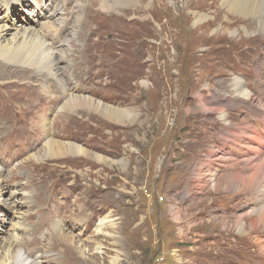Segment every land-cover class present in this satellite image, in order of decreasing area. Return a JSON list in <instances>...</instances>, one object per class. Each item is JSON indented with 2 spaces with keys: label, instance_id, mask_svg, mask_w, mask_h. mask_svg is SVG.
Returning a JSON list of instances; mask_svg holds the SVG:
<instances>
[{
  "label": "rangeland",
  "instance_id": "374dc122",
  "mask_svg": "<svg viewBox=\"0 0 264 264\" xmlns=\"http://www.w3.org/2000/svg\"><path fill=\"white\" fill-rule=\"evenodd\" d=\"M34 1L20 11L24 17L27 13L28 19H31L32 14H29L26 8L30 11L31 9L28 8L32 6L34 7L33 12H41L36 8L37 3ZM73 1L75 4L71 7L72 12L79 3L82 12H85L83 17L86 19V24L90 21L94 22L87 41H85L86 47L82 48L84 43H77L79 37L76 35L74 21L68 28L67 34L62 36L65 41L54 43V45H58V48L63 45L61 48H66L70 43H75L77 53L82 52L76 57L79 65L81 62H86L87 58L96 55L104 63L106 54H104L103 46L106 50L110 47L117 48L123 45V41L125 54H121V59H125L126 64L130 66L144 57L142 49L145 44V28L151 23L152 28L159 29L155 34L156 40L152 39L153 42L150 45L149 60L157 66L151 69L154 71L158 69L166 79L159 80L160 75L153 76L150 72L147 77H152V79H146L145 83L142 82L144 79L136 85L117 80L108 85V90L114 94L112 99L125 103L124 106H117L121 109L133 108L138 115L137 122L134 124L120 125L128 128V131L113 128L114 133L105 130L109 132L106 134L104 130H99L102 127L99 123L102 120L98 119L99 114H92L83 109L82 112H77L83 116V121L80 116L72 115L74 113L61 112L56 116L58 111H53L51 124H55L54 127L57 129L48 130L50 137L62 140L61 136L78 133L84 134L81 139L85 142L98 140L100 149L103 150L99 156H103L107 162L88 160L84 156H68L40 161L33 159L29 161L26 158L20 162L21 160L15 159L23 154L22 148L26 145L25 141L9 150L1 148L0 182L6 186L4 182L6 176L17 165L11 170L10 180L13 185L18 184L14 188L18 192V198L21 199L14 197L7 203L5 199L8 193H0V201L4 202V205L0 206V222H2L0 238H9L12 227L16 225L13 217L14 211L19 213L15 218L26 219L25 223L28 226H33L39 217L32 216L33 220H28L26 214L29 212L38 213L45 218L49 213L47 208L35 201H31L30 206L22 207L26 196H24L25 192L21 193V189L31 191L32 188H24L25 181H22L20 171L26 170L28 176L32 169L37 167L38 176L30 177L31 186L46 188L58 181L59 188L70 189L68 183L73 181H71L70 172H67L73 168L74 177L79 175L83 179L77 177L72 183L79 190L72 191L71 198L66 200L75 198V202L71 203V215L78 213L81 205L82 208H91L93 211L88 213L95 212V216L89 223L87 231H84L88 222L87 218L79 220L74 231H70L71 229L68 231L83 240V243L87 244V249L92 250L95 255L87 261L77 254H75L77 258L75 256L70 258V254L66 255L60 249L58 253L51 251L54 257L63 256L64 264H111V259L115 256L119 257L120 264H264L262 248L264 246V223H256L258 218L252 213L259 206L264 205L263 196L251 193L253 190H260L258 189L260 185H240V187L225 190L227 183L229 184L231 182L229 180L233 178L232 175L242 173V170L239 171L238 168L226 172V176H217L216 181H204V173L195 176L198 172L208 170V155L213 157L218 154L215 151L211 152L212 150H202V144L210 142L212 138L214 139L211 141L212 144L220 147L218 141H222L221 134L224 129H227V125L233 127L232 130L227 129L229 135H238L243 139V128H238L243 120L237 122V117L239 120L241 118L257 120L261 114V120L264 122V30L259 29V20L254 17L244 19V17L232 14L230 5L224 0H149L151 1L150 9L146 11L148 15L144 17L147 21H143L145 11L141 8L139 11L134 8L124 9L120 13H97L95 10L90 20L87 12L88 8L93 9V7L83 0ZM49 4L48 2V6ZM215 6L216 8L213 9ZM126 10H129L127 15ZM210 10V13H205ZM11 11L16 14L14 20L6 19L3 12H0V16L5 19L4 23L13 28L20 23L23 26H34L26 17L23 19L28 21V24L19 19L15 7ZM195 11L204 16L207 15V18L195 24L198 19V16L194 15ZM156 16H161L162 19L159 21L163 26L168 25L167 32L160 29L161 24L157 22ZM131 19L134 20L133 23L130 22ZM187 27H190V32H187ZM218 28L222 30L215 33ZM193 30H195L194 33ZM83 33L87 32L83 31ZM9 38L10 35L6 36L5 40ZM65 43L67 46L64 45ZM147 43L150 44V42ZM208 45L212 48H208L210 54L203 51ZM236 46L238 51L232 54L231 47L235 49ZM241 46H246V48ZM79 47L82 51L78 49ZM188 58H191L188 68L194 70L189 76L184 73ZM149 60L145 59L144 62L149 65ZM62 65L67 66L65 61ZM230 66L245 68L244 83L248 89L244 88L243 82L241 88L232 74L222 77ZM71 75H74L72 71L69 73L65 70L64 78L73 88ZM244 75L241 76L244 77ZM227 77L232 78L233 87L231 81H226ZM85 78L88 76L86 75ZM98 81L103 85L107 84V82ZM47 85H50L49 91L52 89L55 91L54 96L45 94L36 78L28 76L24 78L21 75L0 77V137L14 135V130L21 129L24 124L28 125V132H41L42 119L50 118V115H44V109L53 101L59 103L60 107L63 98L54 83L49 81ZM73 91L91 98L99 95L77 88ZM7 107L10 109L6 110ZM139 115L143 118L139 119ZM103 120L110 124H117L104 118ZM230 122L232 124H229ZM250 124L253 123L244 124L245 131L249 129L250 126L247 125ZM210 125L214 128L212 131ZM262 127L264 128V124ZM42 133L44 134L43 131ZM98 135L103 139L100 140ZM25 136L23 135L22 138ZM85 142L74 143L84 147L91 152V155H98L95 144L84 146ZM41 146L43 144L39 148ZM220 148L228 150L224 143ZM181 150L190 151L192 154L180 157ZM199 150L207 155L205 159L197 158ZM249 156L251 154L241 153V157ZM178 160L181 162L177 163ZM223 160L220 159L221 162ZM253 161L256 165L259 160L255 158ZM261 161V164L264 163V159ZM244 170L249 174L253 172L249 167ZM16 174L20 176V179L15 180ZM11 191L8 189V192ZM260 193L264 194V191ZM245 194L249 197L248 199L242 197ZM226 200H229V207L225 204ZM241 201H245V205H241ZM26 203L28 204V201ZM65 206L69 208V204ZM240 216H242V230L241 227L236 226ZM101 220L108 221L102 230L107 228L109 222L115 223L119 242L112 240L109 235L96 232L97 223ZM64 221L68 227H72L70 218ZM38 229L40 230L36 227L29 231L33 242L40 241L39 233L41 235L43 228L40 231ZM54 229V226H49L44 231L53 233ZM47 236L46 234V238ZM10 239H12L11 236ZM49 241L51 242L52 239L49 238ZM22 242L25 246H20V251H24V256L29 259H34V256L41 253L42 243L40 246H33L31 242L25 243V239ZM97 244L102 246L98 247ZM49 264H55V261Z\"/></svg>",
  "mask_w": 264,
  "mask_h": 264
},
{
  "label": "bare ground",
  "instance_id": "6f19581e",
  "mask_svg": "<svg viewBox=\"0 0 264 264\" xmlns=\"http://www.w3.org/2000/svg\"><path fill=\"white\" fill-rule=\"evenodd\" d=\"M31 1H34V0H0V10L5 9L11 12L10 10L13 7H15L18 12V17L23 19L25 17L20 13V11L22 10L24 6H29L31 4L30 3ZM58 1L62 2L61 8H58V4H59ZM83 1H86L87 3L90 4V6L93 7V9L88 8V12H87V17L90 20H92L91 17L95 13L94 12L95 10L97 11V13L98 12L100 13L119 12L120 13V11L124 9L134 8L135 10L139 11L141 8V10L145 11L143 13V21H147L144 19V17L148 15L146 11L150 9L149 7L151 4V1L149 0L145 2L144 0H83ZM224 1L228 5H230V12L232 14L244 17V19L249 18V17H254V19L259 20V24H260L259 29L264 30V0H224ZM34 2L37 3L36 8L40 9L38 2L36 1ZM72 2L74 1L73 0H49L50 4L48 6V10H50L51 8L53 9L50 15H48V20L45 21L43 23V27L39 29L32 25L30 26L20 25L21 23L16 24V26L13 28V26H9L8 24L4 23L5 19L2 16H0V77H19L21 75L24 78L25 77L27 78V76L29 78H34V79L36 78V81H38L39 86L42 88L43 91H45V94H50L49 96H54L53 92L55 91H53V89L49 91L48 88L50 85L48 86L47 83L49 81L54 83L55 88L56 87L58 88L59 92H61L60 95L63 98L61 99L60 107H59V103H57L56 101H53L52 103L50 102L48 106L46 105L47 107L44 109V112H43L45 116L50 115V113H53V111L56 110L58 111L56 116L61 112H67L70 114L74 113L72 115L80 116L81 120L83 121L84 120L83 116L80 115V113H77V112H82V109H83L92 114H96V115L101 114L104 119L117 123L122 126L125 125V123L134 124L135 122H137V119H138V115L133 111L135 109L133 108L132 109H128V108L121 109L117 105L116 106L105 105L95 100L94 98H91L87 95L73 91V89L77 88L85 92L87 91L89 93H92L94 95L100 94V92L98 91V88L102 86L103 84H101V82L98 81L99 80L98 77L101 74V68L104 63H102L99 60L100 58H98V56L96 55L95 57L87 58L86 62L84 63L81 62L78 65V60L76 57L82 52L77 53V47H75V43L69 42L70 44L68 46L66 45L67 46L66 48H58L56 45H54V43L57 44L59 42L65 41V38L62 39V36L65 34V32H67L68 28L70 27V25H72V22L74 21V26L76 28V35L79 37L77 43H80V42L84 43L82 48L86 47L85 41H87V36L89 35L91 28L94 26V22L90 21L89 24L87 23L88 24L87 26L86 19L83 17V14H85V12H82L83 10L80 7L79 3L76 4L75 9L72 12L71 10ZM28 9L33 10L34 7L31 6ZM26 11L30 13V11L27 10V8H26ZM128 11L129 10L125 11L126 15L129 13ZM64 12L68 15L69 22L66 21V17H64ZM194 15L198 16L197 22H195V24H199L203 22L205 18H207V15L204 16V14L196 13V11ZM133 21H134L133 19L130 20L131 23H133ZM160 29L167 32L168 25L163 26L161 24ZM220 30L222 29L218 28V30H216L215 33H217ZM83 31L87 33L84 34ZM8 35H10V38L5 40L6 36ZM78 49H81V48L79 47ZM81 59H83L82 56H81ZM63 61L66 62L67 66L62 65ZM65 70H68L69 73H71V71H72V74L74 73L73 76L71 75L73 88L71 87V85L68 84V82L64 78ZM86 75L88 76V78H85ZM237 83L240 84L241 81L237 79ZM260 117L262 118V115ZM51 119L52 117L50 118L47 117V118L42 119L41 132L26 131V133L31 137V144L33 148H37L39 145L43 144L41 148L36 150V153H34L33 155H30L26 160L30 161L31 159H33L35 161H40L42 159H59V158H66L68 156L69 157L84 156L88 160L94 159L97 162H102L104 160L103 156L101 157L99 156V154L93 156L91 155V152L86 150L84 147L69 140V137L71 134L68 136H61V139L64 142L60 139L57 140V139H54L53 137H50L48 130L50 128H51L50 131H52V129H57V127H54L55 124L53 125L51 124ZM16 130L17 129L14 130L15 131L14 135H11L8 137H0V143L4 141L15 140L17 137ZM248 130L251 131V133H253L252 135L246 137L248 146L251 144H257L260 147H264V131H261L258 128H255L253 126H250ZM42 131L44 132V134L42 133ZM50 133L53 134L52 132ZM255 150L260 151L257 149ZM261 159H264V152H261L259 154L258 163H256V165H254V167L251 168L252 170L254 169L255 172L247 176L242 175V174L232 175L233 178L232 180H229L231 182L228 181L229 184L227 183L226 190L230 189L231 187L233 188L239 187L238 185L254 186V184H259L261 185V187L259 188L260 191L258 190V196L261 195L264 197V194L260 193L264 191V170H263L264 163L262 164L260 163ZM104 162H107V161L104 160ZM112 163H115V162H112ZM16 166L13 169H15ZM77 170H80V169H77ZM1 171L2 169L0 167V172ZM32 176H38L37 167L33 168L31 173L28 176H26V180L23 186L24 188H32L30 192L38 196L42 204L47 206L49 210L48 216L39 224L38 227L40 228V230H42V228L45 229V228H48L49 226H54L55 228L54 232L46 233L48 236L45 239V242L42 244V251L38 255L34 256L35 257L34 259L33 258L29 259L27 256H24V254L20 251L19 245H20V242L23 241V239L20 238V234L17 233V231H14L13 233L10 234V236L13 238L12 240L10 239V236L9 238H6V237L0 238L2 239V241H0L1 243L0 244V264H49V262L51 261H55L56 264H64L62 261L64 259V258L62 259L63 256L54 257L50 253V251H52V253L53 252L58 253L59 249L61 250V252H63L66 255L70 254V258L74 256L77 258V256L75 255L77 254V255H80L81 258H83L84 260L90 261L91 257H93L95 254L92 252V250L87 249V246H86L87 244L85 245V243H83L84 242L83 240H80L74 233L68 231L70 229H71L70 231H74L76 229L75 225L81 218H83L86 208H82L80 205L78 208V211L79 209L80 211L76 213L75 215L74 214L71 215L72 214L71 203L72 201L75 200V198L69 201H66V200L71 198L72 190L66 187L59 188L58 181H55L53 184L46 186V188L38 187V186L36 187L31 186L30 177ZM18 179H20V176L16 174L15 180H18ZM9 182L11 183L12 180H9ZM15 182L19 183L18 181H15ZM215 187L218 188V185L215 184ZM13 192L14 191L8 192V188L5 185L1 184L0 182V193H3V194L9 193V195H13L14 194ZM6 197L7 198L5 199V201L7 203L10 202L8 194ZM65 204H69V208L66 207ZM3 205H4V202L0 201V206H3ZM252 213L253 215H256L258 218L256 223H264V205L259 206V208H257ZM241 217L242 216H240L239 219L237 220L236 226L238 228L241 227V230H242L243 225H241L242 224ZM67 218H70L72 227H68V225L65 224L64 220ZM107 222H108L107 220H101L100 222H98L97 227L95 229L96 232L102 233L103 235H109L112 240H114L115 242H119L120 238L116 236L117 229L115 227V223L109 222L107 228L102 230V227ZM12 224L14 223L12 222ZM0 225H2V222H0ZM4 233H6V231ZM39 236H40V233H39ZM49 238L52 239L51 242L49 241ZM54 243L55 245H53ZM56 245H58L59 247H57ZM97 246L101 247L102 245L97 244ZM262 248L264 251V246ZM110 263L120 264L119 257L118 256L113 257Z\"/></svg>",
  "mask_w": 264,
  "mask_h": 264
},
{
  "label": "built area",
  "instance_id": "2783aa9c",
  "mask_svg": "<svg viewBox=\"0 0 264 264\" xmlns=\"http://www.w3.org/2000/svg\"><path fill=\"white\" fill-rule=\"evenodd\" d=\"M240 95H241V93H239ZM242 97V96H241ZM231 100V99H230ZM230 100H229V102H230ZM234 99H232V101H233ZM244 124H245V122L244 121H242V123H241V126H238V128H240V129H242V132L244 133L243 134V140H244V142L245 143H243V147L245 148V150L243 151V152H246V153H248V154H250L253 150H255V149H257V150H260V151H263L264 150V147H260L259 145H257V144H251V145H249L248 146V144H247V136H250V135H252L253 133H251V131H249V130H246L245 131V127H244ZM247 126H249V125H247ZM248 147H250V148H248ZM213 151H215V152H217L218 154L216 155V156H210V155H208L207 156V160L209 161V164L207 165V169L208 170H206V171H204V172H198V174H196L195 176H198V175H200L201 173H204L205 174V176L203 177V180L204 181H210V180H212V181H215V176H214V171H212V170H210V161L211 162H213V163H215L216 165H218V166H224L225 164H223L221 161H220V159L222 158V159H224V160H235V158L232 156V153L230 152V151H227L226 149L224 150L223 148H218V147H215L214 149H213ZM218 156H219V158H218ZM246 160L250 163V166H249V169H251V168H253L254 167V164L255 163H253L254 161V159H253V157H251V156H249V157H246ZM199 168H201V167H199ZM225 173H222V174H219V175H221V176H223ZM218 175V176H219ZM196 184V183H195Z\"/></svg>",
  "mask_w": 264,
  "mask_h": 264
},
{
  "label": "crops",
  "instance_id": "0c3cea01",
  "mask_svg": "<svg viewBox=\"0 0 264 264\" xmlns=\"http://www.w3.org/2000/svg\"><path fill=\"white\" fill-rule=\"evenodd\" d=\"M211 152H213V150H212ZM210 169H211V168H210ZM252 171H253V172H251V173H254V172H255L254 169H253ZM251 173H250V174H251ZM234 174H235V173H234ZM239 174H240V175H241V174H242V175H244V174L247 175V174H249V173H243V172H242V173H239ZM224 175H225V174H224ZM224 175H223V176H224ZM218 177H221V176H218ZM218 177H216V179H217ZM216 179H215V181H216ZM253 184H254V183H253ZM258 185H259V184H258ZM238 186L240 187V185H238ZM245 186H248V185H245ZM260 187H261V185H260ZM260 187H259V188H260ZM259 188H258V189H259ZM225 190H226V189H225ZM259 191H260V190H259Z\"/></svg>",
  "mask_w": 264,
  "mask_h": 264
},
{
  "label": "clouds",
  "instance_id": "9594fccd",
  "mask_svg": "<svg viewBox=\"0 0 264 264\" xmlns=\"http://www.w3.org/2000/svg\"><path fill=\"white\" fill-rule=\"evenodd\" d=\"M214 176H215V175H214ZM216 177H217V176H216ZM216 177H215V178H216Z\"/></svg>",
  "mask_w": 264,
  "mask_h": 264
}]
</instances>
